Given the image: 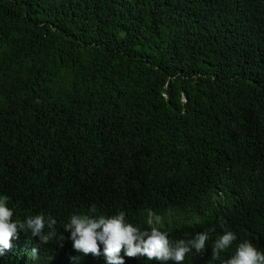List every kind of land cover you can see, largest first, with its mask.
Returning a JSON list of instances; mask_svg holds the SVG:
<instances>
[{"label": "trees", "instance_id": "1", "mask_svg": "<svg viewBox=\"0 0 264 264\" xmlns=\"http://www.w3.org/2000/svg\"><path fill=\"white\" fill-rule=\"evenodd\" d=\"M20 231L0 264H108L73 248L72 214L185 207L172 243L225 228L264 251V0H0V196ZM37 254H33V249ZM124 264H160L121 251ZM175 264V262H168Z\"/></svg>", "mask_w": 264, "mask_h": 264}, {"label": "clouds", "instance_id": "2", "mask_svg": "<svg viewBox=\"0 0 264 264\" xmlns=\"http://www.w3.org/2000/svg\"><path fill=\"white\" fill-rule=\"evenodd\" d=\"M9 199L7 195L0 196V251L10 249L12 239L18 238L21 230L30 233L32 237H39L42 245L65 239L62 234L58 235V222L50 215L37 214L23 220L13 219L14 209L8 206ZM96 213L97 208L92 205L85 213L72 214L63 226L71 233L69 239L73 248L85 255H100L103 245V254L108 264H124L122 250L129 257L140 255L146 257L147 261H158L160 264H168L170 261L183 264L187 254L193 250L199 254L207 248V242L211 239L210 231H215L214 228L204 230L190 239L172 243L169 233L159 229L167 226L141 229L127 221L124 211L113 215ZM225 224L226 221L221 219L220 226L224 232L211 244V259L220 261V264H264V251L250 240L238 243L234 254L228 259H221V253L237 241V234L226 229ZM33 254H37V249H33Z\"/></svg>", "mask_w": 264, "mask_h": 264}, {"label": "rangeland", "instance_id": "3", "mask_svg": "<svg viewBox=\"0 0 264 264\" xmlns=\"http://www.w3.org/2000/svg\"><path fill=\"white\" fill-rule=\"evenodd\" d=\"M199 219V216L188 212L185 207H171L158 212L145 214L143 219L136 225L140 226L143 223L149 222L152 225L173 226L183 222L198 221Z\"/></svg>", "mask_w": 264, "mask_h": 264}]
</instances>
